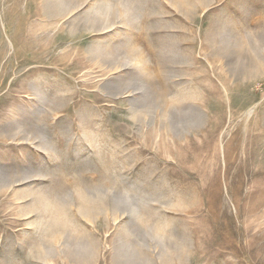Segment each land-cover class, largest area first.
Returning a JSON list of instances; mask_svg holds the SVG:
<instances>
[{"label":"rangeland","instance_id":"1","mask_svg":"<svg viewBox=\"0 0 264 264\" xmlns=\"http://www.w3.org/2000/svg\"><path fill=\"white\" fill-rule=\"evenodd\" d=\"M0 264H264V0H0Z\"/></svg>","mask_w":264,"mask_h":264},{"label":"bare ground","instance_id":"2","mask_svg":"<svg viewBox=\"0 0 264 264\" xmlns=\"http://www.w3.org/2000/svg\"><path fill=\"white\" fill-rule=\"evenodd\" d=\"M240 148H241V147H240ZM241 149H242V148H241ZM235 150H236V149H235ZM239 150H240V149H239ZM239 150H238V151H239ZM234 152H235V151H234ZM255 154H256V153H254V152L246 153V158L249 159V158H251V157H254ZM232 155H233V153H232ZM243 155H244V154H243ZM235 156L237 157V158H234L235 160L239 159V160L243 161L242 158H238V155H237V154H236ZM233 157H234V155H233ZM232 159H233V158H232ZM247 159H246V160H247ZM228 162H229V161H228ZM243 163H244V162H243ZM243 163H242V164H243ZM234 164H235V163H234ZM229 165H230V164H229ZM243 165H244V164H243ZM243 165H242V166H243Z\"/></svg>","mask_w":264,"mask_h":264}]
</instances>
